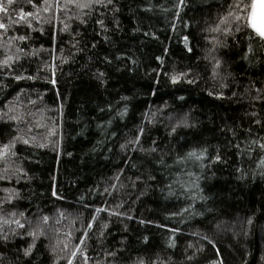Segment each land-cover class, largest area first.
Returning <instances> with one entry per match:
<instances>
[{"label": "trees", "instance_id": "16d2710c", "mask_svg": "<svg viewBox=\"0 0 264 264\" xmlns=\"http://www.w3.org/2000/svg\"><path fill=\"white\" fill-rule=\"evenodd\" d=\"M237 2L241 30L229 17L221 27L234 35L212 31ZM252 2L0 0V145L29 141L0 158V264H264V47L245 35L256 36ZM185 117L192 126L172 133ZM140 127V145L128 144Z\"/></svg>", "mask_w": 264, "mask_h": 264}, {"label": "snow or ice", "instance_id": "6c2138e0", "mask_svg": "<svg viewBox=\"0 0 264 264\" xmlns=\"http://www.w3.org/2000/svg\"><path fill=\"white\" fill-rule=\"evenodd\" d=\"M7 3H8V5L10 6V5L13 3V0H7ZM28 3L33 4V7H36V5L33 3V0H28ZM111 3H112V0H65V5H64V7L67 9V5H68V4H72V5H74L75 7L79 8V9H85V8H91L94 4H99V5H101V6L106 7L108 4H111ZM184 3H185V0H179V4L177 5V7L183 6ZM45 4H47V0H45ZM55 7L57 8V10L60 9V3H59V0H56ZM233 8L239 10V9L241 8V3H240V2L234 3V4L231 6V8L228 10L227 15L223 16V17L219 20V24H218L215 28H213L212 31H214V32H218V33H219V32H223L225 35H228V34H233V35H234L233 29H232L231 27H224L223 29H222V27H221L222 25L226 26V25L229 23V17H232V18H233V22H236L237 24H238V22H239L241 19H246V18H244V17H241V16L239 15L238 11H233V10H232ZM44 10H45V11H48L49 8L46 7ZM0 11H7V9H6L2 4H0ZM20 12L22 13V15H21V19H24L25 16H33V15H34V13H32V12L23 13V9H20ZM9 19L11 20L12 17H9ZM16 22H17V21H14V20H13V23H16ZM100 23H101V25H103V21H100ZM29 26H30V25H29ZM245 26H246V25H245ZM241 27H243V26H240V25L238 24V26L236 27L235 31H236V32H239V31L241 30ZM252 27L255 29L256 36H254V35L251 34V33H245V35H247V38H248L249 41H251V40H253L254 38L258 37V42L261 43L262 47H264V29L256 28L255 24H253ZM0 28H5V29H6V28H7V25H5V24H3V23H0ZM16 39L23 41V40L27 39V37H26V36H20V37H17ZM183 39H184V41H185V47H187V50H188L189 52H191V51H192L191 47H188V37L185 36ZM216 43L219 44V45L222 46V47H227V46H228V45H227L225 42H223V41H219V40H217ZM214 50H215V49H213V51H214ZM248 52H249V53H252V52H253V49H252L251 44H249V46H248ZM13 59H14V58H13L12 56H9V57H8L6 60H4L2 63H4L5 65H8V64H9V61H12ZM157 59H160V58L158 57ZM161 63H163L162 60H161ZM219 66H220V64H219V62H217L216 67H219ZM52 75H53V77H54V75H55V68H54V67H53ZM99 76H100V77H103V76H104V73H102V72L99 73ZM16 79H25V77L18 76V77H16ZM27 79H33V77H27ZM170 79H171V81H172L173 84H175V83H179V80H180V78H179L178 76H175V75H174V76H171ZM156 82L159 83L158 80H157ZM50 83L55 84V83H56L55 79H51V80H50ZM187 83L192 84V83H194V81H193V80H188ZM153 95H155V93H153ZM210 95H211V93H210ZM124 99H128V98H127V97H124ZM180 99H184V97H180ZM33 103H35V101H33ZM101 110L103 111V109H101ZM126 112H127V108H125V110L122 111V112L120 113V116L123 117V116L126 114ZM0 118H2V117H0ZM13 119H15V117H13ZM259 122H260V121H257V123H259ZM181 125H183L184 127H191V126H192V125H190V124L188 123L187 118L185 117L184 120H182L180 123H177V124L172 128V133H175V132H176V129H177L178 127H180ZM53 134H54V133H53ZM143 135H144V129H143V127H140V128L138 129V131H137L136 136H135L133 139L129 140V141H128V144L140 145V140H141V137H143ZM21 140H22V142H23L24 144H28V143H29L28 140H26V139H22V137L17 136V137H14L13 140L10 141L8 144L0 145V158L6 157V156H8L9 154L14 155V153H12L11 150L15 147V143H16V141H21ZM257 143H258V142L255 141V140L252 141V144H257ZM128 144H121V146H120V147H121V150L126 149V148L128 147ZM40 146L43 147L44 145H40ZM258 146H259L260 149L264 150V143H260V144H258ZM57 147H59V143H57ZM237 147H239V145H237ZM131 150H132L133 152H135L137 149H136L135 147H133ZM156 150H157V149H156L155 147H153V148L150 149V151H152V152H155ZM140 151H144V149H143L142 146L140 147ZM206 151H207V149H203V150H202V152H206ZM188 156H189V157H195L196 159H201V158H202V156H201V155H198L197 152H196L195 150H193V151H191L190 153H188ZM217 159H220V157H219L218 154H217ZM261 166H264V160H261ZM261 175H264V173H261ZM149 178H150V179H155L154 176H150ZM169 187H171V186L169 185ZM170 194H171V193H170ZM14 196L18 197V196H19V193L10 192L9 196H7V197L4 198V202H7L8 200L12 199ZM106 211H109V210H108V209H96V212H97V213H100V212H106ZM184 211H187V209H184ZM11 215L14 216L15 213H12ZM20 215L23 216V213H21ZM112 215L119 216V215H121V214H120L119 212H112ZM43 220H44L45 222H47L48 217H46V216L43 217ZM95 221H96V217L94 216V217H92V223L94 224ZM4 223H5V224H8V223H11V222L8 221V220H4ZM14 223L17 224V225L19 226V228H21V229H23V228L25 227V225L22 224V223L20 222V220H15ZM141 223H144V221H141ZM248 223L251 224V223H252V220L249 219V220H248ZM90 226H91V225H90ZM106 227H107L106 224H105V225H102V228H106ZM172 231H176V230L173 229ZM38 232H39L40 235H43V230H42V229L28 230V231H27V236H29V237L32 238V243H31L27 248L24 249V255H25V256L31 255L32 249L35 248V241H36V239L38 238ZM13 234H17V233L15 232V230H13ZM19 234H20V235H23V233H19ZM101 234H103V232H102ZM2 238H3L5 241H7L8 236H7V235H4ZM205 238H206V237H205ZM172 240H173V243L170 244V247H174V246H175V245H174V240H175V238L173 237ZM145 242H147V238H146V237H145ZM65 247H66V246H65ZM77 251H79V249H76V250L73 252V254H72L73 258H74L75 253H76ZM111 255H115V253H111ZM189 259H192V257H189ZM69 264H71V260H69ZM139 264H144V262H143V261H140ZM221 264H222V262H221Z\"/></svg>", "mask_w": 264, "mask_h": 264}, {"label": "water", "instance_id": "95a60500", "mask_svg": "<svg viewBox=\"0 0 264 264\" xmlns=\"http://www.w3.org/2000/svg\"><path fill=\"white\" fill-rule=\"evenodd\" d=\"M253 24L256 28L264 29V0H253L248 18L249 28L256 35Z\"/></svg>", "mask_w": 264, "mask_h": 264}, {"label": "rangeland", "instance_id": "374dc122", "mask_svg": "<svg viewBox=\"0 0 264 264\" xmlns=\"http://www.w3.org/2000/svg\"><path fill=\"white\" fill-rule=\"evenodd\" d=\"M252 4H253V2H252ZM252 7V6H251ZM67 230V229H66ZM72 236V235H71ZM65 243H64V247L67 245V243L69 242L67 239L64 241Z\"/></svg>", "mask_w": 264, "mask_h": 264}]
</instances>
